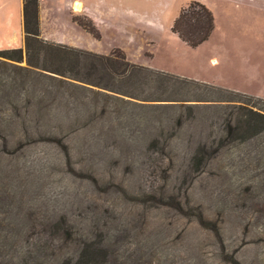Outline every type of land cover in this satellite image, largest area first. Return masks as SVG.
Wrapping results in <instances>:
<instances>
[{"label": "rangeland", "instance_id": "374dc122", "mask_svg": "<svg viewBox=\"0 0 264 264\" xmlns=\"http://www.w3.org/2000/svg\"><path fill=\"white\" fill-rule=\"evenodd\" d=\"M122 1L124 6H135L144 14L139 25L117 21L115 27L106 28L102 40L70 32L72 43L103 54L120 48L130 62L138 65L264 98V0ZM192 1L211 9L216 22L212 37L197 48L188 46L171 31L180 10ZM21 65L26 66L27 59ZM93 78L104 81L99 74ZM121 81L123 78L115 87L129 89ZM89 87L81 90L87 103L83 111L90 115L105 109V121L109 118L114 127L98 147L101 152L108 143L109 150L94 157L101 161L102 179L112 175V184L97 185L86 177L75 176L65 166L62 151L53 145L44 144L16 155L0 148V242L7 243L6 249L0 243V264H19L26 246L38 244L42 250L37 262L56 264L58 258L60 264L63 253L75 246L64 251L62 238L51 225L63 224V228L71 223L80 237L103 238L113 252L125 254L127 263V257L136 253L140 254L139 264H231L220 256L215 233L200 223L197 213H186L194 206L218 222L225 241L232 246L242 242L238 257L244 264H264V218L258 220L252 211L244 213L240 209L245 185L254 178L253 170L257 172V161L250 169V163L246 169L241 167L249 148H225L213 171L199 178L191 173L197 147L216 137L231 105L199 104L189 108L188 102L123 99L108 90ZM151 87L129 91L137 96H156V83ZM165 96L177 100L191 97L184 90ZM208 96L228 94L211 92ZM11 99L0 97V104L5 106ZM180 117L186 123L177 131L176 120ZM127 121H132L131 127ZM112 155H118L122 164H113ZM134 155H139L135 169L124 174V163L135 159ZM172 155L176 157L175 168L165 180L156 166H167ZM139 163L142 166H137ZM125 190L132 196H125ZM171 195L189 206L182 210L172 203L176 197ZM188 245H192L191 251ZM52 251L55 256L49 261ZM58 252H63L61 258Z\"/></svg>", "mask_w": 264, "mask_h": 264}, {"label": "trees", "instance_id": "16d2710c", "mask_svg": "<svg viewBox=\"0 0 264 264\" xmlns=\"http://www.w3.org/2000/svg\"><path fill=\"white\" fill-rule=\"evenodd\" d=\"M75 20L96 39L101 38V33L92 20L86 17H76ZM23 27L24 48L0 50V97L5 100L12 98L11 102L4 103L5 106L0 104V148L2 150L16 155L28 149H40L44 144L53 145L62 151L65 166L75 176L86 177L97 185L102 182L112 184V175L107 180L102 179L101 161L94 157L101 155L104 150H109L108 143L101 152H98V147L105 143L109 130L113 131L114 127L109 118L105 121L107 115L105 109L101 113L94 110L90 115L83 111L87 103H85L82 89H90V85L108 90L118 98L128 97L147 102H188L191 103L187 104L191 106L189 108L199 104L231 105V111L223 119V128L218 130L216 137L197 147L192 158L191 173L199 178L205 173L208 174L207 171H213L218 157L225 148H231L230 146L234 145L243 147V150L249 148V154L243 155L241 167L244 166L243 168L246 169V164L250 163L252 164L250 169L254 161H257V172L252 169L254 178L246 183L247 186L245 185L247 190L244 191L245 197L240 200V209L244 213L250 210L256 214L258 220H263L264 98L240 91L225 90L198 80L182 78L138 65L130 62L125 51L120 48L113 49L109 54H100L46 40L41 34L40 0H24ZM215 29L214 13L205 4L196 1H192L180 10L171 27V31L192 48L207 42ZM24 59H27L26 66L21 65ZM97 74L109 84L94 80L93 77ZM122 78L121 82L125 83L129 89L122 91L115 87ZM153 83H156L158 88V92L153 93L154 95L158 93L156 96H137L133 91H129L131 88H141L143 91L146 88L152 89ZM180 90H184L191 97L186 100L164 99L167 97L165 95L178 93ZM211 92L227 93L228 96L209 97L208 93ZM3 107L6 108L3 109ZM127 122V125L131 127L132 121ZM185 123L183 117L178 118L177 131L182 130ZM124 139L129 140L126 137ZM156 141V139L153 140V142ZM134 156L135 159H128L124 163V174L135 169L134 164L138 162L139 155ZM111 158L114 159L113 164H122V159L118 155H112ZM167 162L165 167L160 164L156 166L161 170L165 180L170 177L169 171L175 168L176 157L172 155ZM107 164L104 165L105 169ZM153 164L149 162L148 165ZM51 165H54V161ZM137 166L142 165L139 163ZM121 180L125 183L124 178ZM125 196L131 197L132 194L125 190ZM171 196L176 197L172 203L177 204L182 210L189 206L176 195ZM153 198L158 197L155 195ZM187 212L188 214L197 213L200 223L215 233L218 237L219 254L223 260L231 264H244L238 257L243 246L242 242L241 245L232 246L229 241H225L218 222L208 219L199 207H190L186 210ZM248 222L251 223L252 220ZM66 225L63 228L61 227L64 226L63 224L51 225L52 230L58 232L57 234L62 238L64 251L65 248L75 246L72 251L57 253L61 254L60 258L62 253L64 254L60 264H139L140 254L135 253L129 256L130 258L127 257L130 261L127 263L125 254L113 252L111 245L107 246L103 238L90 239L84 234L80 237L73 223ZM78 242L81 243L78 245ZM0 243L6 249L5 240ZM54 244L57 247V243ZM28 246L19 264H40L36 261V257L41 253V245L38 244L32 248ZM188 248L191 251L192 245H188ZM53 256H55L54 251L48 255L49 261ZM58 262L57 258L56 264Z\"/></svg>", "mask_w": 264, "mask_h": 264}, {"label": "crops", "instance_id": "0c3cea01", "mask_svg": "<svg viewBox=\"0 0 264 264\" xmlns=\"http://www.w3.org/2000/svg\"><path fill=\"white\" fill-rule=\"evenodd\" d=\"M76 17L94 22L101 33L97 40H102L106 28L115 27L117 21L139 25L144 20L139 8L124 6L122 0H40L41 34L46 40L78 47L69 39L70 32L95 38ZM23 22L24 0H0V50L24 48Z\"/></svg>", "mask_w": 264, "mask_h": 264}, {"label": "bare ground", "instance_id": "6f19581e", "mask_svg": "<svg viewBox=\"0 0 264 264\" xmlns=\"http://www.w3.org/2000/svg\"><path fill=\"white\" fill-rule=\"evenodd\" d=\"M78 8H80V5L77 6ZM76 8V7H75Z\"/></svg>", "mask_w": 264, "mask_h": 264}]
</instances>
